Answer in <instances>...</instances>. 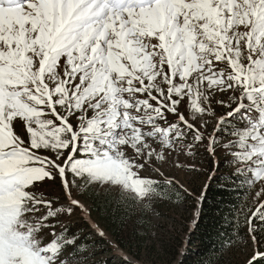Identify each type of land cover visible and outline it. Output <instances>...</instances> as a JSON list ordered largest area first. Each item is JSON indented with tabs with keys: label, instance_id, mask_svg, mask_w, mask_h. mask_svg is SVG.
<instances>
[{
	"label": "snow or ice",
	"instance_id": "obj_1",
	"mask_svg": "<svg viewBox=\"0 0 264 264\" xmlns=\"http://www.w3.org/2000/svg\"><path fill=\"white\" fill-rule=\"evenodd\" d=\"M224 165L264 181V0H0V264H88L109 243L95 188L147 214ZM262 209L244 264H264Z\"/></svg>",
	"mask_w": 264,
	"mask_h": 264
},
{
	"label": "trees",
	"instance_id": "obj_2",
	"mask_svg": "<svg viewBox=\"0 0 264 264\" xmlns=\"http://www.w3.org/2000/svg\"><path fill=\"white\" fill-rule=\"evenodd\" d=\"M231 171L224 165L220 173L210 176L203 195L199 193L197 206L198 198L192 193L189 197L178 196L172 189L156 194L149 201L147 214L137 209L119 218L115 209L108 207L116 202L115 195L109 198L104 195L106 189L95 188L100 215L109 225L106 231L128 255L135 257L127 258L131 264H136L143 249L148 252L143 259L150 264H244L241 252L247 239V218L256 211L253 193L257 182L249 186L241 180L233 181L229 179ZM215 175H220V179H215ZM194 209L196 219L192 218ZM153 216L168 219L170 233L165 231V225L154 223ZM181 221L185 224L181 225ZM230 238L234 242L225 247ZM93 251L95 255L88 264H123L107 243L97 245Z\"/></svg>",
	"mask_w": 264,
	"mask_h": 264
},
{
	"label": "rangeland",
	"instance_id": "obj_3",
	"mask_svg": "<svg viewBox=\"0 0 264 264\" xmlns=\"http://www.w3.org/2000/svg\"><path fill=\"white\" fill-rule=\"evenodd\" d=\"M217 112H218V114L224 113V112H226V109L218 107ZM169 118L174 119V117H169ZM209 131H211V129H209ZM127 155H129V156L132 155L130 150L128 151ZM205 172H206V174L203 176L192 175V176L185 177V176H183V174L181 175V182L185 184V187L187 189H189V191L194 196H196V198H198V200L196 202V206L198 205V201L200 199L201 192H203L205 185L207 184L208 180L210 179V176L213 175V174H207L208 170H205ZM141 174L143 176H146V177L152 175V173L147 172V171H143ZM97 189L105 190V189H101L99 187H97ZM35 190L43 193L44 195H47L50 192H55L57 195L59 194V189L57 187L51 185V184H48V183L40 185ZM197 194H199V195H197ZM253 204H254V207H256V209L259 208V206L261 204H264V181H259L255 185L254 193H253ZM262 211H264V209H262ZM170 212H171V210H170ZM196 216H197V210L194 209L192 212V218L196 219ZM153 222L154 223H161V224L165 225V231L170 233L171 226L169 224L168 219H163V218L161 219L159 217L153 216ZM184 224L185 223L183 221H181V225H184ZM152 225H154V224H152ZM59 230L60 229H57V231H59ZM153 235H154V233H153ZM167 235H168L167 233L164 234V236H166V237H167ZM108 240H109V243H107V245L112 247V250H113L112 253L113 254H117L118 256L121 257V255L118 254V252H121L123 256L130 258L131 260L135 258L133 256L128 255L127 252L125 250H123L120 245H119V248H117L116 242H118V241H116L110 234H108ZM118 244H119V242H118ZM149 245H151V244L149 243ZM244 247H245V245H244ZM244 247L242 248V252H241L242 258H243V263L245 262V259H246L245 255L243 253ZM147 254H148L147 250L143 249L142 254L139 257V260L135 261L136 264H150L149 262H147V260L143 259L144 257H147Z\"/></svg>",
	"mask_w": 264,
	"mask_h": 264
}]
</instances>
